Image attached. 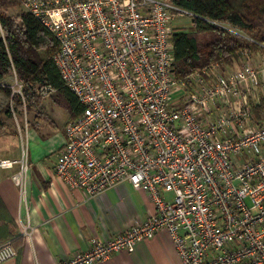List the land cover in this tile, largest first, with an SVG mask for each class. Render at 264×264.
<instances>
[{
  "label": "built area",
  "instance_id": "obj_1",
  "mask_svg": "<svg viewBox=\"0 0 264 264\" xmlns=\"http://www.w3.org/2000/svg\"><path fill=\"white\" fill-rule=\"evenodd\" d=\"M16 1L59 42L60 75L85 105L65 124L55 175L90 196L129 182L155 207L61 264H97L161 230L183 264H264V120L253 118L260 70L213 64L178 79L173 21L186 11L172 0ZM27 158L25 143L14 176L23 191ZM13 163L0 159V168ZM16 254L0 245V264Z\"/></svg>",
  "mask_w": 264,
  "mask_h": 264
},
{
  "label": "crops",
  "instance_id": "obj_2",
  "mask_svg": "<svg viewBox=\"0 0 264 264\" xmlns=\"http://www.w3.org/2000/svg\"><path fill=\"white\" fill-rule=\"evenodd\" d=\"M247 55L248 59L243 53L223 71L247 62L259 69L255 96L260 104L264 99V50L247 51ZM48 100L44 103L56 129L44 123L34 128L26 122L22 126L18 123L13 134L0 136L10 146L9 152L0 153V159L14 161L10 167L0 168V199L17 225V233L10 241L17 254L4 264H61L75 252L86 250L92 237L106 240L145 220L155 210L149 195L129 182L90 196L81 189L69 187L55 175L68 119L57 104L48 106ZM261 116L260 122L264 120V112ZM255 117L253 109L254 121ZM25 143L28 169L23 191L14 176L20 173L18 160ZM97 264L183 263L170 233L161 230L153 238L139 242L132 252L121 250Z\"/></svg>",
  "mask_w": 264,
  "mask_h": 264
},
{
  "label": "trees",
  "instance_id": "obj_3",
  "mask_svg": "<svg viewBox=\"0 0 264 264\" xmlns=\"http://www.w3.org/2000/svg\"><path fill=\"white\" fill-rule=\"evenodd\" d=\"M172 1L191 14L190 27L174 29L178 79L186 80L213 64L223 71L244 51L264 50V0ZM12 5L19 6L16 0H0V126H8L5 119L26 114L29 126L37 128L44 123L56 129L44 103L47 98L68 112V121L78 117L85 105L60 75L54 58L59 50L55 36L20 6L16 15L2 10ZM47 86L53 91L43 95ZM253 109L260 122L264 99ZM16 233L17 225L0 199V245L10 242Z\"/></svg>",
  "mask_w": 264,
  "mask_h": 264
},
{
  "label": "rangeland",
  "instance_id": "obj_4",
  "mask_svg": "<svg viewBox=\"0 0 264 264\" xmlns=\"http://www.w3.org/2000/svg\"><path fill=\"white\" fill-rule=\"evenodd\" d=\"M5 12H7L8 14H12V15H16L19 14L21 12V8L17 5H12L9 6L5 9H2ZM173 24L175 27H184V28H188L191 25V14L189 12H183L181 14H176V17L173 21ZM54 103L56 104L53 99H49L47 104L48 106H51V104ZM57 108L61 109L62 112L64 113L65 117L67 118L69 117L68 112L63 109V107H61L59 104L56 105ZM59 106V107H58ZM61 107V108H60ZM29 118V115L24 114L22 117H15V119H5V121L7 122L8 126L5 128H2L0 126V136H6L7 134L11 135L13 134V132L16 130L17 131V124L19 123L20 126H22L23 123H26V120ZM65 123V120H63V125ZM23 128V127H22ZM10 151V146L6 145L4 141H2L0 139V153L4 154Z\"/></svg>",
  "mask_w": 264,
  "mask_h": 264
}]
</instances>
